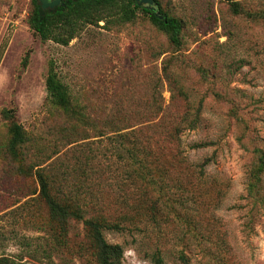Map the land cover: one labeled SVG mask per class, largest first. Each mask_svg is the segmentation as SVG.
<instances>
[{
  "label": "rangeland",
  "instance_id": "rangeland-1",
  "mask_svg": "<svg viewBox=\"0 0 264 264\" xmlns=\"http://www.w3.org/2000/svg\"><path fill=\"white\" fill-rule=\"evenodd\" d=\"M231 1L240 13L154 0L178 46L139 12L62 46L29 28L32 0H0V257L97 264L83 224L96 219L118 227L102 236L120 264H264V0ZM4 110L24 130L17 158ZM39 176L81 220H50Z\"/></svg>",
  "mask_w": 264,
  "mask_h": 264
},
{
  "label": "trees",
  "instance_id": "trees-1",
  "mask_svg": "<svg viewBox=\"0 0 264 264\" xmlns=\"http://www.w3.org/2000/svg\"><path fill=\"white\" fill-rule=\"evenodd\" d=\"M229 2L233 13H240L236 2ZM154 3V0H153ZM32 12L28 18L29 28L43 41L49 40L56 44L65 46L75 38L77 32L84 25L107 23L112 18L116 23H129L133 21L137 12L148 17L150 22L162 31L168 41L174 45H179L180 23L174 18L161 16L156 10H149L143 6H138L135 0H66L54 9L42 10L38 0H32ZM4 51V45L0 47V58ZM46 91L49 101L57 107L67 110L68 102L66 89L55 81L54 75L49 73L46 79ZM2 117L9 121V142L8 153L13 158H17L18 148L24 142V130L15 123L13 112L4 110ZM39 197L46 205L49 218L59 225L60 230H64L66 222L70 219L81 220L82 212L78 205L72 206L69 202L60 203L49 192L48 183L42 177H38ZM88 238L94 253L97 264H120L122 249L119 245L107 243L102 230L118 229L113 225H108L96 219L83 220ZM182 264H187L183 256L179 257ZM0 264H18L7 257H0Z\"/></svg>",
  "mask_w": 264,
  "mask_h": 264
},
{
  "label": "water",
  "instance_id": "water-1",
  "mask_svg": "<svg viewBox=\"0 0 264 264\" xmlns=\"http://www.w3.org/2000/svg\"><path fill=\"white\" fill-rule=\"evenodd\" d=\"M62 1L66 0H38L42 10L54 9L61 5ZM138 6H143L149 10H155L153 0H135Z\"/></svg>",
  "mask_w": 264,
  "mask_h": 264
}]
</instances>
